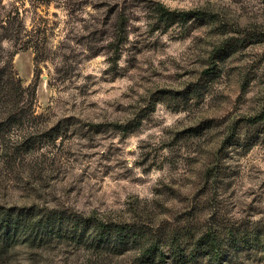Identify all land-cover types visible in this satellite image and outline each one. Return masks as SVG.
Returning a JSON list of instances; mask_svg holds the SVG:
<instances>
[{
	"label": "rangeland",
	"instance_id": "374dc122",
	"mask_svg": "<svg viewBox=\"0 0 264 264\" xmlns=\"http://www.w3.org/2000/svg\"><path fill=\"white\" fill-rule=\"evenodd\" d=\"M7 63L0 206L64 223L0 264H264V0H0Z\"/></svg>",
	"mask_w": 264,
	"mask_h": 264
},
{
	"label": "trees",
	"instance_id": "16d2710c",
	"mask_svg": "<svg viewBox=\"0 0 264 264\" xmlns=\"http://www.w3.org/2000/svg\"><path fill=\"white\" fill-rule=\"evenodd\" d=\"M9 31V30H8ZM7 73V77H9V79H11L12 76V71H11V66H8V63L6 65V67H4L2 70H0V89L2 88H6L9 85V79L7 78V82L3 81L4 78V74ZM2 82V83H1ZM0 96H2L0 94ZM3 102H7L1 101L0 99V103L2 104ZM25 107V106H24ZM23 109V107H22ZM25 110L23 109V112H21V110H19L18 112H12L10 113L7 117L3 118L2 121L0 122V137H3L4 133L3 131H7V128L10 127L11 124H23L25 123V121L29 120L30 117L25 115ZM4 139V137H3ZM63 217L61 216L60 219L62 220V223L57 224H52L49 223L50 220H43V219H36L35 216H32V214H30L28 211H24V210H13L10 208H5L3 206H0V233L1 232H7L9 231V228H15L16 230L21 229L22 228H27V229H31V226H35V225H41L42 227H46V230L54 235H61L63 232V223H64V219H62ZM89 221H97L99 222L102 226L106 227V230L103 232L104 236L107 234V236L112 235L110 231H114V233H120L121 237H128L133 236L138 238V243L144 248L143 253L145 256H148L147 258L149 260H155V259H159L161 262L163 261V257H164V253L160 248V244H158L157 241L154 240H150V239H145L146 235H144L143 233H138V232H130L131 229H133L132 227H129L127 225H119V224H104L102 223L99 219L97 218H89ZM74 221H78L76 219H74ZM83 222V221H82ZM84 222H88V220H85ZM111 227H115L116 229H113ZM15 230V231H16ZM142 232V231H139ZM145 240V241H144ZM204 240V244H205V248L206 250L202 252V254H213L212 252H214V249L216 248V241L214 238H211L209 236H204L203 237ZM201 241V239H200ZM201 243V242H200ZM180 246L176 245V248L178 249ZM180 251V250H179ZM177 256V258H185V254L182 252H177L175 254ZM214 258L216 260H218L219 257H217V254H213Z\"/></svg>",
	"mask_w": 264,
	"mask_h": 264
}]
</instances>
